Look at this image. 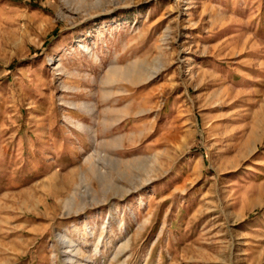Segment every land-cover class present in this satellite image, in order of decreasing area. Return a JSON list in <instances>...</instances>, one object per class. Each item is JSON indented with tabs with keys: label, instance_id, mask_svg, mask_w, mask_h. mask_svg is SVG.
<instances>
[{
	"label": "rangeland",
	"instance_id": "374dc122",
	"mask_svg": "<svg viewBox=\"0 0 264 264\" xmlns=\"http://www.w3.org/2000/svg\"><path fill=\"white\" fill-rule=\"evenodd\" d=\"M0 264H264V0H0Z\"/></svg>",
	"mask_w": 264,
	"mask_h": 264
},
{
	"label": "bare ground",
	"instance_id": "6f19581e",
	"mask_svg": "<svg viewBox=\"0 0 264 264\" xmlns=\"http://www.w3.org/2000/svg\"><path fill=\"white\" fill-rule=\"evenodd\" d=\"M147 76V75H146ZM148 78V77H147ZM148 79H150V76H149V78Z\"/></svg>",
	"mask_w": 264,
	"mask_h": 264
}]
</instances>
